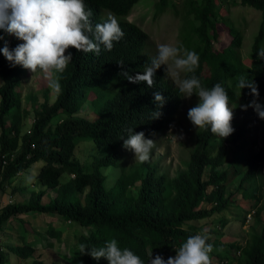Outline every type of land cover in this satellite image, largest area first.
Instances as JSON below:
<instances>
[{"label":"trees","instance_id":"obj_1","mask_svg":"<svg viewBox=\"0 0 264 264\" xmlns=\"http://www.w3.org/2000/svg\"><path fill=\"white\" fill-rule=\"evenodd\" d=\"M138 1L84 0L86 9L92 12L90 19L93 25L113 15L124 36L119 42H114L111 51L102 46L98 55L68 50L72 59L61 75V91L54 104L42 105L29 135L20 137L23 114L20 113V95L16 90L24 68L11 66L0 53V79L3 82L0 87V190L5 182L39 162L43 163L35 176L39 184L44 188L61 190L47 205L39 202L44 191H40L33 202L7 205L0 213V231L17 215L29 213L59 216L78 227L88 228V234L80 233L70 247L77 264H108L104 258L97 261L89 255H80L79 245L84 243L89 249L99 248L111 239H116L121 249L128 248L140 256L144 264H149L151 255L153 259L157 255L165 260L174 257L175 248L188 236L202 233L190 225L191 222L223 214L229 209L231 204L226 196V187L240 174L238 167L233 168L231 177L229 172L220 170L226 163L228 144H235L243 150L248 136L243 123L231 122L234 131L227 138L213 135L210 129L196 134L186 171L176 178L166 180L164 176H155L154 168L144 162L146 173L139 179L137 196L127 194L128 187L137 179L134 176L120 174L111 188L105 186L106 177L101 169L117 166L120 149L124 147L123 139L130 135L128 130L143 132L147 139L158 134L166 124L165 119L177 114L183 99L178 95V88L166 76L165 66L156 71L151 88L145 83L127 87L119 83L128 81L121 75L123 71H129L133 76L143 74L154 57L147 51V33L124 20ZM169 1L159 0L156 15L168 8ZM237 1L239 5L259 11L261 16L247 59L240 56L242 34L232 27L228 29L230 43L221 50L214 48V43L223 33L222 26L226 25L217 7L218 0H187L185 3L186 16H193V21L188 22L190 29L184 36V43L187 50L195 51L200 57L199 67L189 75H195L206 88L221 84L229 94L230 107L254 99L249 88H237L239 76L254 81L259 92L257 100L264 101V59L258 58V53L264 50V0ZM0 36L4 38L3 30H0ZM2 41L0 49L3 48ZM17 45L11 42L8 47L14 50ZM113 85L118 87L116 92L104 101L95 120L70 119L73 114L77 115L79 105L88 101L89 93L95 94ZM156 91L165 99L163 107L154 101L153 93ZM60 111H66L68 120L52 129L53 120ZM156 112H160L158 118ZM7 118L10 119L8 127L5 125ZM215 139L218 145L214 151L210 143ZM79 142H93L94 147L106 148L107 153L101 157L93 156L88 165L90 170H86L74 157ZM240 163L247 167L241 181L254 182L264 166V151L246 155ZM206 169L208 177L204 178ZM64 174L72 176V179L66 186H61L60 179ZM257 192L244 191L243 196L255 199ZM202 204L207 206L201 207ZM250 212V209L245 211L243 219ZM222 222L225 223L224 219ZM47 232L55 241L61 238L59 229L49 227ZM42 236L37 235L39 243L11 248L12 253L23 261L34 259L37 244L40 249L53 245L50 239ZM216 242L223 245L218 240ZM224 253L214 247L210 255L211 258L215 256L220 264H231L228 254ZM240 254V264H264V222L260 235L253 236ZM3 261L0 254V263ZM32 264L45 263L35 259Z\"/></svg>","mask_w":264,"mask_h":264},{"label":"rangeland","instance_id":"obj_2","mask_svg":"<svg viewBox=\"0 0 264 264\" xmlns=\"http://www.w3.org/2000/svg\"><path fill=\"white\" fill-rule=\"evenodd\" d=\"M233 1L218 0L217 2L219 13L226 20V25L222 26L223 33L219 41L214 43V48L221 50L230 43L231 37L228 29L232 27L242 34L240 56L247 59L260 26L261 16L259 11L239 5L237 0ZM158 2L159 0H139L124 20L137 25L147 33L149 36L147 51L154 56L157 54V46L162 43L187 49L184 36L190 27L188 22L193 21V16H186L185 13L187 0H170L168 8L161 14L156 15ZM5 42H7V45L11 42L22 43L15 36L4 32V39L1 42L2 47H4ZM32 76L33 74L30 71L23 69L22 74L19 76V84L16 87L20 95V113L23 114L20 137L29 135L28 132L32 131L33 125L41 113L42 105L44 103L54 104L59 95L48 88L47 81L42 74H37L33 78ZM170 81L173 83L171 79ZM122 82L119 83L126 87L133 84L129 81ZM2 83L0 79V87ZM117 88L113 85L103 88L95 94L89 93L86 98L88 101L80 104L77 115L73 114L70 119L95 120L98 116V109L107 98L116 92ZM257 102L264 106V101L257 100ZM197 103L198 100L195 95L190 99L183 98L177 114L171 119H165L166 124L162 130L149 138L154 140L155 143L147 162L150 167L154 168L155 176H164L166 180H172L186 171L188 157L195 147V136L198 133V130L187 118V113ZM250 103H239L231 106L233 109L232 122L236 124L243 123L248 131L243 150H239L235 144H228L226 163L220 169L229 172V177H231L234 167L240 169L239 176L229 182L226 187V196L231 205L223 214L190 223V225L197 227L202 233L210 237L208 241L213 245V248H218L222 253H227L228 262L231 264H240L242 261L241 249L253 236L260 235L264 222V166L254 182L241 181L247 169L244 163H240L242 159L246 155L256 154L260 150L264 151V120L259 118L252 107H247L246 110L242 107ZM66 115V111H60L53 120L52 129L56 125L66 122L68 120L65 118ZM5 125L6 127L10 125L9 118L5 120ZM217 145L218 141L216 139L211 140L210 147L214 151L217 149ZM106 153V148L98 149L94 147L93 142H79L76 144L74 157L84 169L90 170L88 165L92 157H101ZM120 153L121 157L116 167L101 169L102 174L106 177L104 184L107 188H111L120 174L134 176L137 179L132 186L128 187L127 194L137 196L140 190L139 179L145 176L146 169L143 167V163L135 161L134 153L130 150L122 147ZM42 164V162L36 163L28 170L17 174L4 183L3 188L0 190V213L7 205L27 204L35 201L40 191H44V195L39 201L42 205H47L58 196L61 190L44 188L36 180L35 176ZM205 171L204 178L208 177V169ZM70 179H72V176L62 175L60 179L61 186H66ZM253 190L258 191L255 194V199L243 196L244 191ZM204 206L207 205L202 204L201 207ZM249 209L251 212L243 219L244 212ZM223 219L225 223L222 222ZM49 227L61 231L59 240L55 241L53 237L49 236L47 232ZM88 231V228L78 227L73 222H66L64 218L59 216H46L37 213L17 215L7 224H4V228L0 231V254L4 258V263L0 264H32L35 259L45 264H77L70 247L75 244V240L80 233L84 235L88 234ZM38 234H42V237L47 240L50 239L53 245L48 249H40L39 244H37V250L33 255L34 259H28V261H23L12 253L11 248L23 247L26 244L38 242ZM217 240L223 245H219L216 242ZM231 244L235 247H230ZM211 260L212 264L221 263L215 256Z\"/></svg>","mask_w":264,"mask_h":264},{"label":"clouds","instance_id":"obj_3","mask_svg":"<svg viewBox=\"0 0 264 264\" xmlns=\"http://www.w3.org/2000/svg\"><path fill=\"white\" fill-rule=\"evenodd\" d=\"M91 16L92 12L86 9L84 0H0V30L22 41L14 50H10L5 42L0 53L11 66L19 65L30 71L32 78L42 74L48 88L59 94L61 75L72 59L69 49L98 55L102 46L106 51H111L114 42H119L124 36L113 15L95 25ZM3 39L0 36V40ZM258 58L264 59V50L258 53ZM199 60L195 51L162 43L157 46V54L145 67L143 74L133 76L129 71H123L121 75L130 83H145L151 88L155 83L153 78L156 71L165 66L166 76L178 88L181 98L190 99L193 95L198 97L196 106L187 113V118L198 132L210 129L213 135L227 138L234 131L231 126L233 109L229 106V94L219 83L206 88L195 75H189L195 73ZM119 65L124 68L123 62ZM237 80V88H249L250 95L254 97L249 105L242 107L245 110L252 107L259 118L264 120V106L257 102L258 86L245 76H239ZM153 96L158 106L163 107L165 99L161 93L156 91ZM155 116L158 118L160 112H156ZM128 131L130 135L123 139L124 148L134 153L135 161L147 162L154 140L147 139L143 132L133 133L131 129ZM209 239L205 233L190 235L175 248L174 257L170 256L165 260L157 255L153 259L151 255L149 264H212L210 254L213 252V245L208 243ZM79 253L82 256L89 255L97 261L104 258L108 264H144L132 250L121 249L116 239L107 241L99 248L89 249L88 245L81 243Z\"/></svg>","mask_w":264,"mask_h":264},{"label":"built area","instance_id":"obj_4","mask_svg":"<svg viewBox=\"0 0 264 264\" xmlns=\"http://www.w3.org/2000/svg\"><path fill=\"white\" fill-rule=\"evenodd\" d=\"M28 134H30V131L28 132Z\"/></svg>","mask_w":264,"mask_h":264}]
</instances>
